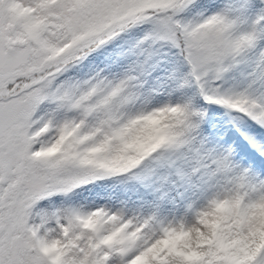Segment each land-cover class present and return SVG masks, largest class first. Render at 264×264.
<instances>
[{
    "label": "snow or ice",
    "instance_id": "snow-or-ice-1",
    "mask_svg": "<svg viewBox=\"0 0 264 264\" xmlns=\"http://www.w3.org/2000/svg\"><path fill=\"white\" fill-rule=\"evenodd\" d=\"M0 264H264V0H0Z\"/></svg>",
    "mask_w": 264,
    "mask_h": 264
}]
</instances>
